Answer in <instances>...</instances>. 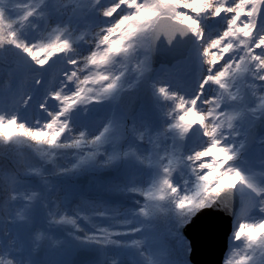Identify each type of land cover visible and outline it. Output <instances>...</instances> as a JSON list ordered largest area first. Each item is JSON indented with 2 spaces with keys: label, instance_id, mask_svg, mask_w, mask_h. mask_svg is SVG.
Returning a JSON list of instances; mask_svg holds the SVG:
<instances>
[{
  "label": "snow or ice",
  "instance_id": "1",
  "mask_svg": "<svg viewBox=\"0 0 264 264\" xmlns=\"http://www.w3.org/2000/svg\"><path fill=\"white\" fill-rule=\"evenodd\" d=\"M53 14L60 18L49 23ZM217 18L224 23L210 35L206 22ZM262 19L264 0H115L107 4L104 0H64L59 7L49 6L45 0H0V59L12 50L23 59L26 71L38 74L36 85L43 83L50 60H63L65 65L39 105L47 114L44 122H21L18 105L26 107L32 97L21 92L19 82L14 91L11 80L6 82L10 94L0 97L3 147L30 148L41 159H54L63 150L74 149L73 155L82 156L86 164L104 155L102 166L124 163L130 169L126 183L115 182L116 190L143 197L142 202L134 201L136 208L121 210L99 203L89 214L77 208L76 215H61L59 220L56 212L49 211L48 224L55 227L69 222L81 231L77 219L90 222L92 215L110 217L118 225L135 219L151 224L153 209L171 208L181 214L183 227L205 209H227L237 214L230 239L246 241L249 253L235 264H264V134L256 141L260 148L258 167L251 168L243 125L247 120L249 129L257 122L264 127V94L256 95L264 93ZM40 21H44L43 28ZM189 35L197 43L194 55L198 68V87L191 95L173 88L166 74L176 71L186 76L192 53L179 52L171 65L161 66L164 75L151 78L155 42L163 38L171 48L174 41ZM124 61L128 62L124 69L113 71ZM8 74L13 76L15 69L10 68ZM143 83L147 84L151 109L159 116L158 125L150 120L143 100L138 105L134 101L126 111H113L96 135L90 136L86 127L77 128L73 122L77 111L87 115L90 105L103 104L122 90L136 89ZM48 99L58 102L52 110ZM193 135L202 146L186 152L185 145ZM68 171L62 168L59 173ZM177 173L180 184L175 180ZM33 175H42L41 169L22 164L11 154L0 157V210L12 209V221L30 222L37 202L45 204V194L29 185ZM229 179L231 182H226ZM44 184L48 185L46 178ZM94 228L77 239L98 245L95 264H119V258L107 259L108 246L134 248L139 256L145 255L142 238L131 243L115 239L143 231V225L124 228L126 231L113 226ZM173 239L165 238L164 242L171 245ZM191 251L187 241V253ZM0 264L30 262L20 256L12 238L0 247ZM225 264H233V260Z\"/></svg>",
  "mask_w": 264,
  "mask_h": 264
},
{
  "label": "rangeland",
  "instance_id": "2",
  "mask_svg": "<svg viewBox=\"0 0 264 264\" xmlns=\"http://www.w3.org/2000/svg\"><path fill=\"white\" fill-rule=\"evenodd\" d=\"M55 1L60 2L61 0H45V3L52 6V3ZM5 2L7 3V0H5ZM30 2L37 3L38 0H30ZM112 2V0H104L105 4ZM229 3H231V0H229ZM51 18L52 17H50V19ZM262 21H264V19H262ZM223 23L224 21L217 18V20L206 22V28L212 29V32H214V30L216 31L219 25ZM238 26L242 27V25H239V22ZM209 34L211 35L212 33ZM147 46L146 42L144 47ZM196 49L197 43L194 38V43L188 51L193 55L186 76L183 75V72L176 71L166 74L169 79L168 82L173 88H178L179 91L188 95H191L192 92L195 93L198 87V68L197 60L194 55ZM9 51L12 56L14 55L21 60L22 66H18V68L15 69V74L11 77L6 73L2 80L0 72V82L5 84L8 95L10 94V90L6 82L9 80H11L13 91L16 89L17 82H19L21 92L31 95L32 99L28 102L26 107L18 105L19 115L22 117L21 122L27 120L30 125L37 119L44 122L47 118V114L39 105L45 102L48 91L54 85V78L59 75L58 70L65 69L63 60H55L54 62L50 60L49 63L51 67L45 65L46 71L44 72L43 83L41 85H36L34 83V78H38V74L26 71V65H24L23 59L17 56L12 50ZM40 54L42 55L43 53L41 52ZM144 58L146 57H141V59ZM127 64L128 62L124 61L122 69H124ZM131 64H136V60L131 61ZM162 65L169 64H160L155 70L152 78L158 75H164L161 69ZM132 78L131 69H129L128 79L132 80ZM174 79L180 80L176 81ZM123 91L124 90L110 100L105 101L103 104L90 105L87 115L77 111L73 118V122L75 124L79 122H89L87 120L90 119V122H94V124L97 123L95 129H90V136L99 134L113 111L123 112L119 104V98ZM262 94L264 93H256L257 96ZM135 99V95L129 96L128 104L131 105ZM57 103L58 102L49 103L48 99L47 106L49 110L54 109ZM149 111L150 120L158 125V114L152 111V109ZM243 125L244 128L248 130L247 120L243 121ZM199 144L200 139L198 136L193 135L189 137L185 145V151L187 152L188 148H197ZM257 145L256 143L252 150L248 151L246 155L256 154L257 150L255 148ZM74 151V149H67L58 154L54 159L50 157L41 159V157L30 148L20 147L18 149L15 153V158L19 159L22 164H31L41 169L42 175H33L30 177L29 185L33 189H37L45 194L46 201L44 205L37 202L34 215L30 222L20 220L12 221V209L0 210V247H3L4 244L8 243L12 238H15L17 246L20 249V256L25 261L30 262V264H73L75 258H77L78 261L84 260L83 263L78 264H95L96 260L99 259L100 249L98 245L91 242L81 243L77 237L83 236L85 232H93L95 230L94 225L113 226L119 228V231H126L124 228H137L143 225V231H137L134 235H118L115 239L124 243H131L133 240L142 238V245L145 251L144 256H139L134 248L108 246L107 259L110 261L111 259L119 258V264H154V262H164V264H189L190 262V264H193L190 261V255L187 253V241L189 243L190 241L180 230V224H182L181 214L175 212L171 208L153 209V220L151 224H146L139 219H135L128 225H118L115 224L110 217L92 215L90 216V222L85 221L83 218L77 219V223L81 226V231H76L69 222L60 223L55 227H51L47 222V214L49 211L56 212L57 215L55 219L59 220L61 215L66 218L73 217L76 215L77 208L79 211L89 214L94 210L93 205L99 203L123 210L138 207V205L134 203L135 200L143 201V197L139 195L116 190V181L127 182L130 169L127 168L124 163L111 167L102 166L101 164L104 163L105 157L104 155H100L96 162L86 164L82 156L77 157L73 155ZM108 151L112 152V149L108 148ZM101 152L103 153L104 149H101ZM89 155H91V153H89ZM65 159L68 163L67 166L63 161L61 162V160ZM173 167H175V165H173ZM62 168L69 169V171L59 173V170ZM133 168L137 172L142 171L139 166H133ZM102 172L104 173L100 176ZM45 178L48 180V185L44 184ZM175 180L177 184H180L181 177L178 173L175 175ZM226 182L230 183L231 179ZM49 186H52V191L50 193L48 192ZM236 217L237 214H235V219ZM6 233L7 235H5ZM232 233L229 236V248L225 254L224 264L225 261L230 258L233 260V264H235V261L249 254L246 248V241H243V239H241V241H232L230 239ZM38 237L39 239H37ZM173 237L174 239L171 245L164 242L165 238ZM45 241L47 242V246L43 256L39 257L35 255ZM92 255L93 257L89 258Z\"/></svg>",
  "mask_w": 264,
  "mask_h": 264
},
{
  "label": "water",
  "instance_id": "3",
  "mask_svg": "<svg viewBox=\"0 0 264 264\" xmlns=\"http://www.w3.org/2000/svg\"><path fill=\"white\" fill-rule=\"evenodd\" d=\"M193 43L194 38L191 35L185 37L183 40L177 39L173 42L171 48L168 47L163 38L155 42L156 51L152 54V66L154 71L151 74V78L160 64L164 63L171 65L174 60L178 58V53L188 52ZM131 95L136 96L134 100L136 105L143 100L149 110L151 109V102L147 98L148 90L146 83L141 84L136 89L124 90L122 92L119 98V104L123 111L134 106L133 103L131 105L128 104V97ZM262 134H264V127H262L259 122H257L254 129L248 128L247 152L252 150L256 144L257 138ZM103 173L104 172H102L100 176H102ZM235 214L236 213L230 214L227 209H205L193 217L189 224L180 227L183 234L190 240L192 251L189 258L193 264H224L223 261L229 248V236L233 230ZM46 243L45 241L44 244L40 246L35 255L39 257L43 256L47 246ZM93 255L89 258H92ZM83 262L84 260L78 261L77 258H75L73 264Z\"/></svg>",
  "mask_w": 264,
  "mask_h": 264
},
{
  "label": "bare ground",
  "instance_id": "4",
  "mask_svg": "<svg viewBox=\"0 0 264 264\" xmlns=\"http://www.w3.org/2000/svg\"><path fill=\"white\" fill-rule=\"evenodd\" d=\"M113 2L112 3H114L115 2V0H112ZM64 2V0H61L60 2H53L52 3V7H59V5L60 4H62ZM237 2H238V0H237ZM52 18L49 20V23H52V22H55L57 19H59L60 17H58L57 15H55V14H53L52 16H51ZM40 23H41V27L43 28L44 26H45V24H44V21H40ZM262 23H264V21H262ZM206 30L208 31V33H212L211 35H215L216 34V31L214 30V32H212V29H207L206 28ZM77 35H79V32H77L76 33ZM256 51V53L257 54H259V50H255ZM85 54H86V52H85ZM122 67H123V62H121V63H119V64H117L116 65V68L115 69H113V71H119V70H121L122 69ZM61 72H62V69H60V70H58V74L59 75H57V77L56 78H60L61 77ZM107 74V73H106ZM129 80V79H128ZM129 81H131V80H129ZM126 87H127V84L125 85ZM86 87H92V85H87ZM97 91L99 92V91H102V89H99V88H97ZM194 92H192L191 94H193ZM110 100V99H109ZM106 101H108V100H106ZM51 102H54L52 99H49V103H51ZM87 121H89V122H83V123H76V125H77V127H79V128H87L88 129V131H90V129L91 130H93V129H95L96 128V126H97V123L96 124H94V122H90V119L89 120H87ZM94 124V125H93ZM102 130V129H101ZM202 145V143H201V140H200V144L198 145V147L197 148H188L187 149V151H192V150H195V149H198L200 146ZM256 150H257V153L256 154H254V155H252V154H248V155H246L247 156V158H248V165L251 167V168H257L258 167V164H257V161H258V159H259V155H260V148H259V145H257V147L255 148ZM65 150H63L62 152H64ZM60 159V158H59ZM63 161V163H65L66 164V166H67V160L65 159V160H61V162ZM241 166L242 167H246L245 165H243V164H241ZM257 215H258V213H257ZM235 219V218H234ZM232 232H233V230H232Z\"/></svg>",
  "mask_w": 264,
  "mask_h": 264
},
{
  "label": "trees",
  "instance_id": "5",
  "mask_svg": "<svg viewBox=\"0 0 264 264\" xmlns=\"http://www.w3.org/2000/svg\"><path fill=\"white\" fill-rule=\"evenodd\" d=\"M18 66H22L21 60L12 56L10 51H5L3 53V58L0 59V72H1V80L3 79V76L7 73H9L10 68H18ZM7 89L4 83L0 82V97H7ZM18 151V149H12V148H5L2 145V142H0V157H3L4 155L11 154L13 157H15V153Z\"/></svg>",
  "mask_w": 264,
  "mask_h": 264
}]
</instances>
